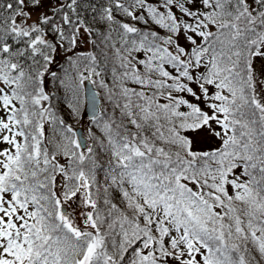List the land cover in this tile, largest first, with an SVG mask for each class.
Instances as JSON below:
<instances>
[{
    "label": "snow or ice",
    "instance_id": "snow-or-ice-1",
    "mask_svg": "<svg viewBox=\"0 0 264 264\" xmlns=\"http://www.w3.org/2000/svg\"><path fill=\"white\" fill-rule=\"evenodd\" d=\"M0 264H264V0H0Z\"/></svg>",
    "mask_w": 264,
    "mask_h": 264
}]
</instances>
